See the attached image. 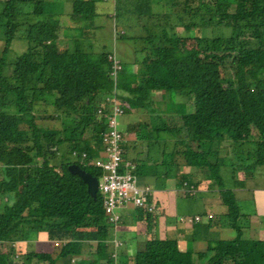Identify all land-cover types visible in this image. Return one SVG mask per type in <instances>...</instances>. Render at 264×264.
Segmentation results:
<instances>
[{
    "label": "trees",
    "instance_id": "1",
    "mask_svg": "<svg viewBox=\"0 0 264 264\" xmlns=\"http://www.w3.org/2000/svg\"><path fill=\"white\" fill-rule=\"evenodd\" d=\"M62 4V0H0V39L4 42L0 49V198L11 193L0 211V264H9L16 242L39 231H46L52 240H63L59 251L55 257L30 252L21 264H56L57 260L70 264L72 257L82 255L84 240L93 238L98 239L97 255L98 251L104 256L108 253L102 245L107 222L101 193L91 196L86 183L68 165L77 163L99 175L98 169L72 152L98 156L106 130L98 105L115 89L125 92L130 106L151 113L157 111L151 106L153 91L184 95L181 112L159 117L162 123L156 131L174 138L173 151L178 153L174 159L184 157L204 169L219 187L224 185L215 148L224 140L231 141L230 145L253 144L254 165L264 164V84L250 80L264 70V0H160L157 13L152 11L154 0H119L117 6L136 13L137 19L145 15L143 23L134 25L147 31L143 30L145 36L138 33L146 43L140 72H129L120 63L114 78L110 75L113 61L105 52L84 51L78 46L79 36L58 18L49 23L50 15H56L55 9L59 14ZM84 9L93 7L73 0L69 13L73 23L82 21L73 16ZM40 13L46 17L37 18ZM149 19L151 23L145 25ZM177 27L205 28L212 35H193L189 46L190 37L179 35ZM214 28H222L220 36ZM15 37L27 46L8 61ZM60 38H72L74 50L68 54L59 49ZM48 101L54 110L46 119L64 114L72 118L64 130L37 123L39 103ZM253 130L255 140L251 139ZM182 144L185 147L180 151ZM221 196L230 212L236 213L231 190H222ZM142 252L144 264H264V241L245 238L209 242L194 258L191 252L180 251L171 238L147 240Z\"/></svg>",
    "mask_w": 264,
    "mask_h": 264
},
{
    "label": "crops",
    "instance_id": "2",
    "mask_svg": "<svg viewBox=\"0 0 264 264\" xmlns=\"http://www.w3.org/2000/svg\"><path fill=\"white\" fill-rule=\"evenodd\" d=\"M65 1L62 0V5ZM55 10L58 19L69 15L64 6L59 14ZM175 103L163 106L164 109L156 106L159 110L154 113L147 108H136L129 104L125 106V112L131 113L133 118L123 130L124 159L134 163L137 185L151 186L152 195L142 207L132 202L122 205L118 210L120 220L117 224L105 221L107 236L102 245L108 251L106 256L103 251H98L97 255L98 239L93 238L84 240L82 255L72 257L70 264H110L111 260L108 262L107 258L110 253L116 254L117 264H144V244L155 238L175 239L179 250L191 252L193 258L196 253L205 251L209 242L235 238L264 241V185L256 183L264 177V169L261 170L264 164L255 166L253 159L256 155L250 151L240 157L229 155L231 141L224 140L226 143L222 144L228 151L222 157L219 156V173L224 185L219 187L216 181L206 176L204 169L192 166L184 157L174 159V153L178 154L177 150L173 151L174 138L168 132L156 131L161 124L146 125L145 121L150 118L139 122L138 117L142 119L144 115H151L162 123L160 119L169 115L167 113L174 109ZM190 140L187 138L186 141L190 143ZM184 147L182 144L180 151ZM237 162L240 164L237 165ZM224 189L231 190L236 213L232 214L223 203L221 191ZM150 206L152 210L148 209ZM195 216L199 217L197 221ZM38 235L46 236L47 241L41 237L42 247L45 248L43 251H46L44 253L55 257L59 249L53 253L54 250L46 248H51L53 242L58 240L48 238L46 231H39ZM114 239L119 240L120 244L116 245ZM30 240L34 239L21 241ZM46 242L51 245L48 246ZM72 259L74 262H71ZM61 262L55 261L56 264Z\"/></svg>",
    "mask_w": 264,
    "mask_h": 264
},
{
    "label": "rangeland",
    "instance_id": "3",
    "mask_svg": "<svg viewBox=\"0 0 264 264\" xmlns=\"http://www.w3.org/2000/svg\"><path fill=\"white\" fill-rule=\"evenodd\" d=\"M3 1V0H1ZM77 3V0H74ZM81 4L82 2H86L88 5H91L93 9L90 11V9H84L82 10L81 14H78V16H73L75 20H82L80 23H73L71 20V17L68 16H62L60 17L59 21L61 25H65V28L68 31H72V34L74 36H79V42L78 46L82 48L84 51H87L90 53L92 52H105L108 53H114L116 55V58L122 63L123 67L129 71L134 72L137 74L140 72V63L141 59L143 58V51L142 47L146 45V43L143 41V37L141 35H138V33L142 32V34L145 36L146 29H142L139 27H136L134 24H139L144 22L145 15H142V17H139L137 19L136 13H132L131 11H126L125 8H119L117 6L119 0H78ZM160 0H154V8L152 7V11L154 12H160L161 6H159ZM43 3V1H42ZM73 0H66L64 3V8L66 11H69V13H72L71 6H72ZM164 5V4H163ZM42 4L40 3L37 7V11L41 10ZM165 10L167 7H163ZM231 10V8H230ZM90 11V13H89ZM121 11V12H120ZM89 13V14H87ZM45 14L40 13V15L37 18H45L46 16H43ZM123 18H122V17ZM56 17L54 14L50 15V24H53V19ZM58 17V16H57ZM56 17V18H57ZM148 16H146L147 18ZM157 22L162 23L161 20H159L157 17ZM35 20H31L30 22H33ZM72 23V24H70ZM151 23V20L149 19L145 25H148ZM59 24V26H61ZM133 25V26H132ZM19 29H23L22 27H19ZM142 29V31H141ZM226 33L230 34L231 29L229 28H223ZM144 30V31H143ZM177 32L181 36L190 37V39L186 42L189 46L193 42L192 36L193 35H212L210 31H206L207 29H193V30H186L183 27H177ZM214 33H216L217 36H220V32H222V28H214L212 29ZM60 29V33H61ZM17 37V36H16ZM11 41V44L9 46L10 50L8 53L7 60L11 61L14 60L21 52L25 51L27 42L23 39L16 38ZM120 37V38H119ZM3 40L0 39V49L3 47ZM58 46L59 49L66 51L68 54L72 52L75 48V42L72 38H60L58 40ZM108 58V57H107ZM115 66L111 65V71L110 75L112 78L116 76ZM251 83H259L264 84V70L259 73L258 75H252L250 76ZM158 93L152 94V99L155 100V103L151 106L154 107V110H159L156 108V106L160 107L161 109H164L163 106H170L173 103L174 109L169 110L167 114L173 113L177 114L176 112H181V106L180 101L183 102L186 97L184 95L175 93V92H166V91H160L157 90ZM119 90L115 89L114 95L117 97L116 99L123 100L124 95L118 94ZM170 103V104H169ZM125 104H128L125 102ZM54 106L48 101L46 104L39 103V108L37 109L38 116L36 121L39 125H45V126H51L57 129L64 130L65 126L70 123V120H72L71 117L66 116L65 114L60 117L58 115L55 119H46L48 113H53ZM45 114L46 116L42 117L41 115ZM57 113L55 112V116ZM133 115L129 112H125L124 114L117 117L118 122V129L120 132L123 133V130L126 128V125L132 120ZM149 121H145L146 125L154 124H161L157 118L153 119V116L150 115H144L141 119V117H138L139 122H142L144 120L149 119ZM65 120L66 123H63L62 120ZM172 124V123H170ZM168 125V123H167ZM24 126V125H22ZM254 131V130H253ZM255 132L251 135L252 139L256 138ZM173 140V138H172ZM226 143V142H224ZM249 143V142H248ZM245 142L237 143L236 145L232 144L231 149H229V155L234 156L237 155L238 157L242 155H247V151H252V145ZM227 147L223 146V144H220V148H215V152L222 157L223 154L227 153ZM252 154V153H251ZM254 155V153H253ZM70 156V155H69ZM71 157V156H70ZM217 160H220L216 157ZM57 160V159H56ZM253 160H256L254 158ZM240 164V162H237V165ZM246 164V162H244ZM264 169V167L261 168V170ZM258 184L264 185V177L259 178L257 180ZM11 193L6 194L3 196V198H0V211L2 210V207L5 203H7L9 200ZM32 239L28 242H22L18 241L15 243L14 246V253L13 256L8 257L9 264H21L22 261L25 260L27 254L30 252H39L45 250V248L42 247V238L47 241L46 236L42 235L41 237L38 235V233L32 234ZM47 244L49 242H46ZM51 243V242H50ZM62 242L54 241L51 248L47 247L46 249H49L53 251V253H56L58 251V247L61 246ZM51 244H48L50 246ZM46 252V251H43ZM108 262L111 260V253L109 254ZM71 262H74V259L71 260ZM41 263H47V261H41Z\"/></svg>",
    "mask_w": 264,
    "mask_h": 264
},
{
    "label": "built area",
    "instance_id": "4",
    "mask_svg": "<svg viewBox=\"0 0 264 264\" xmlns=\"http://www.w3.org/2000/svg\"><path fill=\"white\" fill-rule=\"evenodd\" d=\"M116 69L120 66L115 64ZM98 113L106 117L107 129L102 135V149L98 156L88 157L86 152L72 154L81 159L87 165L99 170L98 191L102 196L103 213L109 224L115 225L120 220L119 208L127 202H132L137 207L144 206L153 189L149 185L138 186L134 173L135 165L124 159L123 135L118 129L117 117L123 113L119 102L113 101L106 111L103 107L98 108ZM152 210L153 207H148ZM198 220L199 217L195 216ZM116 245L120 244L117 239L113 240ZM110 264H117L116 254L111 255Z\"/></svg>",
    "mask_w": 264,
    "mask_h": 264
},
{
    "label": "water",
    "instance_id": "5",
    "mask_svg": "<svg viewBox=\"0 0 264 264\" xmlns=\"http://www.w3.org/2000/svg\"><path fill=\"white\" fill-rule=\"evenodd\" d=\"M68 170L71 173L77 174L86 183L89 194L93 197H96L99 188L98 179L96 176L86 171L77 163H70L68 165Z\"/></svg>",
    "mask_w": 264,
    "mask_h": 264
},
{
    "label": "clouds",
    "instance_id": "6",
    "mask_svg": "<svg viewBox=\"0 0 264 264\" xmlns=\"http://www.w3.org/2000/svg\"><path fill=\"white\" fill-rule=\"evenodd\" d=\"M107 57H108L109 60H112L113 61V65L117 64V65L120 66V68L119 69H116V71H115V73H117L121 69V65H120L121 62L116 58V55L114 53H108L107 54ZM118 94H120V95L123 94L124 95V99L123 100L116 99L117 97L114 94L113 95H106L105 98L103 100H101V102H99L98 108L103 107L104 108V111H106V109L108 108V106L112 105L113 101H116V102H119L120 106H122V109H123V113L122 114H124V112H125V106L127 105V104H125V102H126L125 101V96L126 95H125V92L122 89L119 90ZM97 111H98V109H97ZM100 115L103 116L106 119V117L104 115H102V114H100ZM106 129H107V124H106ZM122 135H123V133H122ZM123 141H124V138H123ZM100 152H101V149H100L99 153Z\"/></svg>",
    "mask_w": 264,
    "mask_h": 264
}]
</instances>
